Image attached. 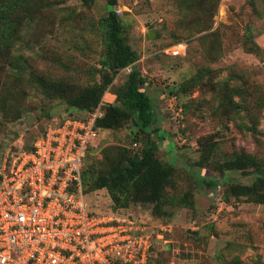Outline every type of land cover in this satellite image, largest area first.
Segmentation results:
<instances>
[{
	"label": "rangeland",
	"instance_id": "obj_1",
	"mask_svg": "<svg viewBox=\"0 0 264 264\" xmlns=\"http://www.w3.org/2000/svg\"><path fill=\"white\" fill-rule=\"evenodd\" d=\"M20 1L38 5V14L24 23L6 72L0 74V91L9 107L5 115L0 113V163L7 153L26 150L48 125L74 111L46 97L29 73L64 81L75 92L91 83L103 51L96 25L91 27L90 22L103 16L107 0H94L91 8L80 0ZM198 1L205 0H117L115 9L121 10L127 41L139 55L134 68L146 80L142 89L152 99L163 138L158 141L152 135L158 141L157 158L175 170L174 187L167 188L166 195L190 192L194 204L192 210L169 206L171 216L162 219L151 215L150 206L131 205L118 213L132 214L150 232L170 227L169 243L154 241L155 264H264V205L231 198L232 210L217 212L215 207L230 184L251 185L254 175L219 173L197 165L198 140L209 135H215L216 159L236 150L264 159V0H208L214 11L211 19L210 10ZM210 22L209 29H202ZM178 44L184 46L183 55L172 56L170 50ZM124 78L116 76L112 88ZM224 83L238 91L245 85L240 90L247 89L252 113L247 106L237 114L219 106L218 92ZM251 91L262 95L263 101L257 104ZM169 95L185 106L182 118H175L162 100ZM15 115L20 117L12 121ZM130 130L127 124L101 133L99 147L88 152L82 171L101 168L103 148H129ZM184 134L187 142L181 143ZM167 141L171 149L163 147ZM199 179H212L216 186L206 188ZM85 200L91 210H111L104 190L87 193Z\"/></svg>",
	"mask_w": 264,
	"mask_h": 264
},
{
	"label": "trees",
	"instance_id": "obj_2",
	"mask_svg": "<svg viewBox=\"0 0 264 264\" xmlns=\"http://www.w3.org/2000/svg\"><path fill=\"white\" fill-rule=\"evenodd\" d=\"M61 1L64 3L66 0ZM80 1L88 8H91L94 3V0ZM204 4V9L210 10L208 14L211 19L214 11L209 1L197 2V5L203 6ZM109 5L112 6L111 10H108ZM116 6L117 0H107L103 16L95 23L90 22L91 27L96 25L103 51L99 55L98 66L95 68L89 85L83 88L77 87L76 91L72 92L69 84L64 81L47 80L34 73H29V75L34 85L46 97L62 101L68 108L74 110L60 121L65 118L85 119L89 112L98 107L103 94L112 90L111 92L115 94V102L104 104L101 107L103 115L96 121V129L101 134L104 131L119 130L130 124L131 139L133 142H138L141 149L138 152L130 149L133 142L129 148L124 146L103 148L102 160L99 162L101 168L97 171L94 168L81 171L83 193L86 196L87 193L99 190L106 191L112 202L111 212L127 209L131 205L150 206L153 217L169 218L171 216L168 211L169 206H182L192 210L194 204L190 192H185L178 197L166 195V189L174 187L175 170L170 163L157 158V142L162 141L163 138L159 136L160 128L152 99L142 89L146 80L134 68L139 55L127 41L125 25L116 14ZM37 7L38 5L35 4L24 5L20 0H0V74L6 72L12 47L20 38L24 23L31 21L33 16L38 14ZM210 27L211 22L202 25L204 30ZM90 31H93L92 28ZM212 34L211 32L209 35ZM127 67H132V69L126 75L124 82L112 88L115 87L113 82L116 76ZM195 78L197 79L194 77L189 81H195ZM223 86L218 92V102L224 111L233 109L237 114L239 110L247 106V110L250 113L253 112L254 109L247 104L249 96L247 89L246 91L240 90V88L244 90L245 85H239V91L228 87L227 83ZM249 93L255 97L257 104L263 101L262 95H257L255 91ZM234 97H238L239 102H235ZM179 105L183 113L185 106ZM8 109L7 101L0 91V113L5 115ZM19 117L15 115L11 120H17ZM250 129H255L254 122ZM152 135L159 140L155 141ZM33 141L26 150L31 149ZM215 141V135L199 138L198 147L201 156L197 161L198 166H207L219 173L239 171L243 176L254 175L255 178L251 185L230 184L223 194V201L231 204V198H245L249 202L264 205V159L261 160L244 150H236L224 156L223 159H216L217 144ZM98 147L99 142L90 147L88 152ZM199 182L209 189L216 186V181L212 179H199ZM153 264H155L154 261Z\"/></svg>",
	"mask_w": 264,
	"mask_h": 264
},
{
	"label": "built area",
	"instance_id": "obj_3",
	"mask_svg": "<svg viewBox=\"0 0 264 264\" xmlns=\"http://www.w3.org/2000/svg\"><path fill=\"white\" fill-rule=\"evenodd\" d=\"M120 15L121 10L115 9ZM183 45L171 48L183 55ZM182 118L177 96H163ZM101 101L85 119L48 125L30 150L0 163V264H153L154 241L169 243V226L152 232L132 214L91 210L81 183L83 161L100 136ZM187 142L184 134L179 138ZM138 152L141 145L133 142ZM217 200L216 210H232Z\"/></svg>",
	"mask_w": 264,
	"mask_h": 264
},
{
	"label": "crops",
	"instance_id": "obj_4",
	"mask_svg": "<svg viewBox=\"0 0 264 264\" xmlns=\"http://www.w3.org/2000/svg\"><path fill=\"white\" fill-rule=\"evenodd\" d=\"M184 48V46H183ZM132 69V67H127L125 68V70L123 69L119 74H118V77L120 76H124L126 77V75L130 72V70ZM128 73H127V71ZM125 79V78H124ZM119 81V82H118ZM117 82L118 83H121L122 81L121 80H118ZM101 101L104 103V104H113L115 102V94H113L111 91H107L103 94V97L101 99ZM165 149H171V144L167 141L166 144L163 146ZM159 148V147H158Z\"/></svg>",
	"mask_w": 264,
	"mask_h": 264
},
{
	"label": "water",
	"instance_id": "obj_5",
	"mask_svg": "<svg viewBox=\"0 0 264 264\" xmlns=\"http://www.w3.org/2000/svg\"><path fill=\"white\" fill-rule=\"evenodd\" d=\"M111 9H112V6L109 5V6H108V10H111ZM149 37H150V38H153V37H154L153 32H151V31L149 32Z\"/></svg>",
	"mask_w": 264,
	"mask_h": 264
}]
</instances>
